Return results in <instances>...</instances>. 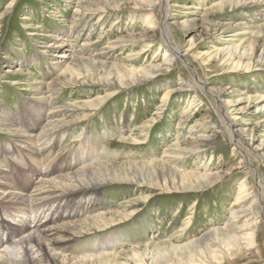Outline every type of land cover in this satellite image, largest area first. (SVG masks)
Segmentation results:
<instances>
[{
    "label": "rangeland",
    "instance_id": "374dc122",
    "mask_svg": "<svg viewBox=\"0 0 264 264\" xmlns=\"http://www.w3.org/2000/svg\"><path fill=\"white\" fill-rule=\"evenodd\" d=\"M155 1L149 8L145 0H0V106L26 120L91 103L82 124L66 132L63 148L82 156V134L98 148L99 162L127 167L106 174L87 202L95 199L98 213H129L94 236L107 246L98 249L99 242L84 238L62 253L78 258L127 252L84 264H264V0H168L167 7ZM64 37L75 50L87 44L84 60L62 59L60 72L67 76L61 79L72 86L59 90L51 104L39 103L34 83L55 78L52 62L62 52L46 46ZM116 39L125 47L97 58ZM149 64L162 68L152 73ZM143 71L150 76H133ZM214 92L237 112L236 128L247 129L235 135L247 141L243 151L223 131ZM2 114L0 143L14 142ZM134 128L144 131L136 138L140 145L125 140ZM244 184L257 205L256 244L228 256L211 244L210 231L230 226ZM243 223L241 218L231 225ZM189 251L200 254L188 257Z\"/></svg>",
    "mask_w": 264,
    "mask_h": 264
},
{
    "label": "bare ground",
    "instance_id": "6f19581e",
    "mask_svg": "<svg viewBox=\"0 0 264 264\" xmlns=\"http://www.w3.org/2000/svg\"><path fill=\"white\" fill-rule=\"evenodd\" d=\"M159 1L167 7L168 0ZM155 2V0H145V5L150 8L155 5ZM97 7L99 8V6ZM163 14L164 18L161 26L165 30L163 39L167 40L165 18L168 12L164 10ZM70 28L72 29V27ZM148 29L154 28L150 25ZM220 29L224 31L225 26L220 25ZM88 40L89 38L86 37V41ZM149 40L150 38L146 39V41ZM65 41L66 38L64 37L61 41L56 42L53 40L54 43L46 46V49H50L52 52H62L55 56L57 59L52 62V69H56L58 72L55 78L48 84L34 83L35 92L38 93L35 99L39 100V103H46V101L50 103L57 97L59 90L64 89L66 86H72V82H67L66 85L65 81L61 79L66 74V71L62 70L60 72L65 62L62 59L77 62L84 60L82 54L85 50L82 47H86L87 44H82L81 48L75 50L72 46L66 45ZM123 43L120 39L107 43L103 47L106 52L96 54L98 55L97 58H100L99 55L104 53L109 54L115 50L121 51L125 47ZM160 50L161 48L158 51ZM170 50L171 53L177 55L178 52L174 51L173 48H170ZM145 51L143 49L140 52ZM172 60L174 58L169 59V61ZM23 61L27 60L23 58ZM148 68L153 73L158 72L162 67H152V65L150 67L149 64ZM150 71L148 73L147 71L139 72L133 74V76L138 78L140 76L149 77ZM106 84L110 85L111 82ZM212 95H215L218 102L221 101L222 116L220 118L223 123V131L230 136L234 149L243 151L247 141L236 140L235 135L237 133L244 135L247 129L236 128L237 116L235 114L237 112L231 108L230 104L223 103L220 93L214 92ZM90 105L88 102H81L70 106H60L51 111V114H47L44 119L41 116L36 117L34 115L35 117L31 116L32 118L28 117L26 120L19 119L10 109L0 106V110L4 113V115L2 114L4 116L3 126L6 127L10 137L15 140L6 144L0 143V264H84L86 261L94 259L127 254V252H121L95 257L93 255L86 256L84 253L85 255L81 257L72 258L62 253V249L68 246V243L84 238L99 242L97 244L98 249L107 246L100 239V235L99 237L94 236L129 216V213L124 216H114V212L98 213L95 199L93 200L94 203H87L90 200L89 196L92 191L101 188V179L106 177V174L109 172L115 173L127 167L124 168L122 166L124 164L106 165L99 162L98 148L95 145L92 147L87 137L83 136L81 139L80 135L82 134L79 135V143L83 144V147H87L86 151L82 148V156H77L75 151L70 149L67 150L69 155L67 156L65 150L68 146L63 148L67 142L64 137L66 132L82 124L83 109ZM24 111L26 112V110ZM136 129L134 128V131L137 132H130L125 139L130 141L131 145H140L136 138L144 136L143 130ZM62 134L64 135L62 136ZM251 138L252 135L250 134ZM167 158L169 161L174 159L171 156ZM16 169L19 175H17ZM18 180H22L23 184L20 185ZM257 184L262 192L263 189L258 181ZM249 190L248 184L239 186L238 198L234 204V207H237L231 212L228 221L230 226L210 231L215 232L211 244H218L220 247L219 252L222 254L234 255L241 249H248L256 244V230L259 227V221L255 215L257 205L256 201L253 200L252 192ZM135 201L132 200L123 204V210L131 205L133 206ZM10 216L16 219L13 218L8 222L3 218ZM241 218L245 220V223L240 227H232L231 223L239 221ZM211 234L209 237H211ZM134 249L128 251V253L134 254L138 246ZM190 251L188 257L200 254L199 251L194 254ZM208 253L211 258L220 260V257H215V251L208 250ZM188 262L193 263L191 259Z\"/></svg>",
    "mask_w": 264,
    "mask_h": 264
}]
</instances>
